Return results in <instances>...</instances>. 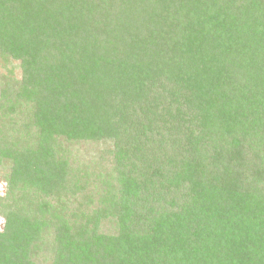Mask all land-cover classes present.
Returning a JSON list of instances; mask_svg holds the SVG:
<instances>
[{
    "label": "trees",
    "instance_id": "obj_1",
    "mask_svg": "<svg viewBox=\"0 0 264 264\" xmlns=\"http://www.w3.org/2000/svg\"><path fill=\"white\" fill-rule=\"evenodd\" d=\"M0 186V264H264V0H0Z\"/></svg>",
    "mask_w": 264,
    "mask_h": 264
},
{
    "label": "rangeland",
    "instance_id": "obj_2",
    "mask_svg": "<svg viewBox=\"0 0 264 264\" xmlns=\"http://www.w3.org/2000/svg\"><path fill=\"white\" fill-rule=\"evenodd\" d=\"M10 68H7L5 70H3V74L5 75H14V76H19L17 72H14L12 74H10L11 72L9 71ZM17 71V70H16ZM72 158L74 157H78L79 161L83 164L88 163L89 161L92 160L93 158V146L91 144H85V143H81L79 145H75L72 148V152H71ZM74 156V157H73ZM3 186V185H2ZM2 186H0V192H2L3 188ZM2 227V220H0V228Z\"/></svg>",
    "mask_w": 264,
    "mask_h": 264
}]
</instances>
